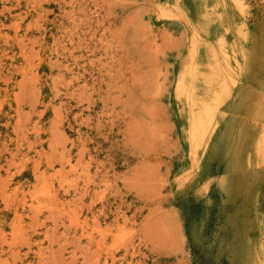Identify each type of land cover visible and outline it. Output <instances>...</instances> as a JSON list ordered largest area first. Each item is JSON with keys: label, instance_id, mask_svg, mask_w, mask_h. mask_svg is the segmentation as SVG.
<instances>
[{"label": "rangeland", "instance_id": "rangeland-1", "mask_svg": "<svg viewBox=\"0 0 264 264\" xmlns=\"http://www.w3.org/2000/svg\"><path fill=\"white\" fill-rule=\"evenodd\" d=\"M227 1L0 0V264H264V0Z\"/></svg>", "mask_w": 264, "mask_h": 264}, {"label": "bare ground", "instance_id": "bare-ground-1", "mask_svg": "<svg viewBox=\"0 0 264 264\" xmlns=\"http://www.w3.org/2000/svg\"><path fill=\"white\" fill-rule=\"evenodd\" d=\"M227 1V0H226ZM228 2V1H227ZM226 2V3H227ZM242 2V1H241ZM244 3V2H243ZM233 4V3H232ZM237 5V4H236ZM241 6H242V4H240ZM239 6V5H238ZM240 9V8H239ZM242 9V8H241ZM233 10V9H232ZM237 10H238V8H237ZM239 11V10H238ZM232 15V14H231ZM239 23V22H238ZM242 23V22H241ZM202 24V23H201ZM240 24V23H239ZM238 24V25H239ZM237 25V26H238ZM197 27V26H196ZM251 31V30H250ZM202 38V37H201ZM243 41V40H242ZM223 47V46H222ZM224 48V47H223ZM237 48V47H236ZM237 50V49H236ZM235 50V51H236ZM241 50V49H240ZM242 53H240V55H241ZM246 54V53H245ZM247 56V55H246ZM233 59V58H232ZM231 59V60H232ZM255 60V59H254ZM235 61V60H234ZM233 61V62H234ZM232 62V63H233ZM236 63V62H235ZM238 63V62H237ZM254 64V63H253ZM243 65H244V63H243ZM184 67V66H183ZM187 67V66H186ZM253 67V66H252ZM218 69V68H217ZM183 70H185V69H183ZM253 70V69H252ZM251 70V71H252ZM189 71V70H188ZM183 72V71H182ZM217 72V71H216ZM217 73H219V72H217ZM225 73V72H224ZM250 73V72H249ZM188 74V73H187ZM221 74V73H220ZM189 75V74H188ZM221 76V75H220ZM185 77V76H184ZM222 77V76H221ZM205 78H207V77H205ZM249 78V77H248ZM209 80V79H208ZM210 81H212V80H210ZM222 81V80H221ZM224 82V81H223ZM178 83V82H177ZM192 83H193V81H192ZM209 83V82H208ZM240 84H241V82H239ZM238 83V84H239ZM220 85V84H219ZM262 85V84H261ZM187 86V85H186ZM193 86H194V84H193ZM241 86V85H240ZM239 86V87H240ZM238 87V86H237ZM185 88V87H184ZM242 89V88H241ZM229 90V89H228ZM177 91H178V89H177ZM187 91V90H186ZM214 91V90H213ZM184 93H185V91H183ZM191 92V91H190ZM240 93H241V91H239ZM204 95V94H203ZM233 95V94H232ZM238 95H239V93H238ZM241 95V94H240ZM239 95V96H240ZM206 96V95H205ZM187 98V97H186ZM211 98V97H210ZM218 98V97H217ZM208 99H209V97H208ZM237 99V98H236ZM203 101V100H202ZM231 101V100H230ZM236 102H239V101H236ZM200 103V102H199ZM220 103H221V101H220ZM235 104V103H234ZM234 104L232 105L231 103L230 104H228V105H225V107L223 108V110H220V112L217 114L218 115V117H220V116H233L232 114L234 113ZM239 104V103H238ZM200 105H201V103H200ZM202 105H203V103H202ZM201 105V106H202ZM220 106V105H219ZM218 106V107H219ZM207 107V106H206ZM209 107H211V106H209ZM238 108V107H237ZM253 108H255V110H254V116L255 117H260V116H263L264 115V111L263 110H261L260 108H258L256 105H254L253 106ZM201 109V108H200ZM250 109L251 108H248L247 110H248V112L250 111ZM203 110V109H202ZM209 110V109H208ZM205 111H207V110H205ZM196 112V111H195ZM203 114H205V113H203ZM199 116H201V115H199ZM202 116H204V115H202ZM196 117V116H195ZM205 118V117H204ZM199 119V118H198ZM222 119H217V117L215 116V118H212V116H211V118L208 120V123L205 125V126H202L201 128H200V130L198 131V129H199V124H200V120H195L196 121V123L194 124V127H192V129H193V133H192V135L191 136H196V134H198V133H200L201 132V135L200 134H198L197 135V137H199L200 138V142H199V144L202 146V148L203 149H206V148H208V145L210 144V142L213 140V135H214V133H216V131L218 130V128H219V124H220V121H221ZM194 121V122H195ZM196 124H197V127H196ZM227 130V129H226ZM198 131V132H197ZM221 131H223V130H221ZM224 132V131H223ZM227 133V132H226ZM225 136H226V134H225ZM196 137V138H197ZM223 137V136H222ZM224 138V137H223ZM223 141V140H222ZM222 143V142H221ZM241 144V143H240ZM220 145V144H219ZM226 146V145H225ZM224 146V147H225ZM244 147V146H243ZM213 148L214 147H212V148H210V150H208V154H207V156L209 157H211V155H212V150H213ZM238 148V147H237ZM236 148V149H237ZM224 149V148H223ZM230 150V149H229ZM222 151V150H221ZM226 151V150H225ZM240 151H242V150H240ZM215 152V151H214ZM233 152V151H232ZM250 152V151H249ZM191 153V152H190ZM197 155V154H196ZM192 156V155H191ZM201 156V155H200ZM214 156V155H213ZM229 157V156H228ZM227 157V158H228ZM231 157H232V155H231ZM238 157H240V156H238ZM226 158V159H227ZM233 158V157H232ZM232 158L230 159V160H232ZM238 159V158H237ZM243 159V158H242ZM234 160H235V158H234ZM253 160V159H252ZM199 161V160H198ZM238 161V160H237ZM233 162V161H232ZM243 162H244V160H243ZM245 165V164H244ZM227 167H228V165H227ZM231 167V166H230ZM233 167V166H232ZM231 167V168H232ZM240 167V166H239ZM244 167V166H243ZM245 168H246V166H245ZM230 169V168H229ZM249 169H251V168H249ZM231 170V169H230ZM233 171V170H232ZM231 173V172H230ZM226 176H227V174H226ZM251 183V182H250ZM241 184V183H240ZM245 226V225H244ZM251 226V225H250ZM245 231V230H244ZM243 231V232H244ZM244 237V236H243ZM242 237V238H243ZM260 238H261V236H260ZM245 243V242H244ZM261 243V242H260ZM244 246V245H243ZM251 247V246H250ZM255 247H256V245H255ZM244 249V248H243ZM262 262H263V260H262Z\"/></svg>", "mask_w": 264, "mask_h": 264}, {"label": "crops", "instance_id": "crops-1", "mask_svg": "<svg viewBox=\"0 0 264 264\" xmlns=\"http://www.w3.org/2000/svg\"><path fill=\"white\" fill-rule=\"evenodd\" d=\"M232 119V118H231Z\"/></svg>", "mask_w": 264, "mask_h": 264}]
</instances>
